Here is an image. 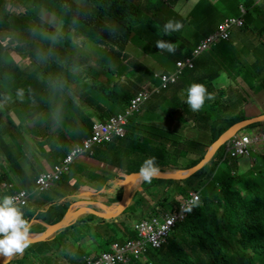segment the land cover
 <instances>
[{
  "label": "trees",
  "instance_id": "1",
  "mask_svg": "<svg viewBox=\"0 0 264 264\" xmlns=\"http://www.w3.org/2000/svg\"><path fill=\"white\" fill-rule=\"evenodd\" d=\"M6 1L0 0V9L2 8L0 10V32L6 28L8 29L10 45L23 58L28 57L29 64L24 69L22 65H19L11 56L7 55L5 48L0 42V63H9V66L4 65L1 69L0 99L4 101L3 96L5 93L8 90L17 88L24 95L34 97L37 100H32L30 104L31 112L35 109L36 112L47 110L52 116L51 120L56 121L62 118L69 120L74 115L92 118L94 117L91 112L92 108L95 110L103 108L99 104L102 101H98L94 94L102 92L109 96L107 88H109L110 84H101L99 87L97 85L93 86L96 90L89 91L86 89L85 93L82 94V99L76 100L73 97L72 92L73 90L76 91L78 81L86 79L87 74H91L93 70H96V67H89L87 65L89 64L88 58L81 55L86 42L92 40L95 36H99L101 39H99L97 52L100 61L111 63V58L117 56L120 61H115L114 64H119L123 68L128 67L126 63H122L121 58L128 62L129 54H127V50L131 49L132 51L135 48L134 44L140 47L143 42H146L148 46L157 49L154 34L158 27L154 25L152 17L147 14L143 15V11H146V13L151 12L155 19L159 21L158 13L163 10L164 4L167 3V0H86V5L83 6L84 4L77 5L73 0H36L34 7L26 8L22 11L23 4L27 0H16L17 7L12 4L8 5ZM170 1L174 3L177 0ZM210 1V3H206L208 0H198L194 5V10L196 9L199 14L206 15L205 25L202 26L205 32L211 30V27L219 20H223L224 15L219 8L221 3L222 7H225V4L235 6L236 8L233 7L232 9L236 12L238 5L243 3L246 7L252 8L255 14L264 13V0L261 4L259 0ZM87 3L93 5L92 11L87 9ZM171 6V4H168L169 8ZM46 11L52 14L48 21L43 20L42 14ZM256 20L257 18H254L253 13H248L245 16V24L241 28L242 33L250 30L251 33L264 36V15L258 16V30L251 26L252 22H256ZM60 21L63 22V25L61 29H58L57 26ZM157 38L173 44L177 43V39H175L173 34ZM130 39L131 41L133 40L132 43ZM256 40H254V43ZM254 43L252 41L244 42L242 44L244 60L231 64L236 77L241 80L244 79L243 81L248 87L247 95L251 90H256L257 84L264 77V41L262 40L261 45ZM223 49L226 51V56L230 58L238 55L234 53L232 42L225 43ZM163 52L168 61L176 63L178 60L191 57L192 50L191 48L185 50V46L180 43L177 45L175 54L167 51ZM258 52L262 54H258ZM204 63L205 59L201 58L196 62V67ZM114 70L117 69L115 68ZM144 70L145 74L150 73L146 69ZM116 73L119 72L117 71ZM194 75H199L197 70L194 71ZM194 75L189 77L188 80L190 82L195 80ZM248 76L250 78L246 82L245 77ZM10 84L13 86L2 89V87ZM25 84H29V86L23 88ZM262 88H264V85H262ZM176 90L178 89H173L172 93L174 94ZM232 92L240 97H245L244 92L239 87H233ZM131 93L118 95L117 98L120 101L127 102L131 95H134ZM164 93L157 96L159 99H156L152 104L153 106L151 105L153 110H149L150 115L157 113L156 111L161 108V104L166 101L165 96L169 92L165 96ZM251 102H254L253 98H251ZM84 106H88V108L85 109ZM113 114V111L107 110L101 116H98L96 112V115L102 118L103 121ZM243 119H245L244 115L226 123L214 122L215 138H218L229 125ZM32 121L36 126H39L41 122L38 119L39 122L35 123L36 118L34 117H32ZM50 126L58 127L60 125L49 121L47 127ZM77 129L80 132L79 139L89 136L87 132L83 133L84 127ZM157 129L161 132V141L151 142L150 136L152 132H145L134 125H130L129 132L125 138H118L112 135L111 137L114 139L96 147L95 153H93L91 158L113 165L118 158H123L126 153L139 155L142 151L135 165L140 167L144 159L159 155L154 152H148L149 143H154V149L159 151L162 148L170 150L171 147L168 144L177 142L176 137L178 135L176 132L167 131L162 125ZM9 131L14 132L7 125H3V127L0 125V148L3 149L4 162H6L4 167L1 164L2 161H0V169H3L0 171V199L19 191L17 187L8 189L1 187L4 182L7 184L11 183L12 174L19 179L22 189H26L29 192H33L35 186L34 178L37 175L31 176L30 172L27 173L25 171L24 150L21 144L8 142L5 139L4 135ZM65 131L69 137L73 133V130L68 127ZM57 132L62 134L61 128ZM62 137L66 138L65 134ZM177 145H179V142ZM56 147L58 149L57 152L62 155L66 154L70 149L69 146L66 148L65 145ZM16 150L18 151L17 153L15 152ZM224 155L225 147H222L218 151L216 159L218 160ZM156 163L160 170L164 168L186 169L196 165L197 160L187 166L180 165V163L169 157L156 158ZM233 163L232 166L236 168V164ZM225 164V169H219L217 164L202 168L184 181L186 184L185 188H178V194L183 196H187L190 191L201 194L202 190L216 174H218L222 187L221 191H217V203L209 195L201 194V202L194 205L185 221L176 227L169 238L168 245L161 250L150 252L153 264H264V169L260 171L258 168V172L253 171V178L233 175L229 180L225 181V175L228 174L227 176H229L232 168L231 165ZM262 165H264V162ZM32 167L30 165V168ZM127 167L125 169L127 174L132 173L133 171L129 166ZM187 180L190 181L188 185ZM156 182L163 188L174 183L173 181L162 180H157ZM120 189L118 198L112 200V202L121 199L123 186ZM163 199L164 201L159 202L158 205L164 210H167L171 202L179 206V203L174 198L167 199V197H164ZM32 202H34L33 198ZM134 204L136 206L140 205L141 198L136 199ZM58 208L48 209L37 220L44 222L48 212L52 211L55 214ZM205 208L209 210H205ZM37 210V208L32 210L29 206L23 208L21 212L23 217L29 222ZM53 220H56L55 217ZM45 222L47 221L45 220ZM47 223L50 225L54 224L52 222ZM38 229H40V225L32 226L30 232L36 233L39 231ZM121 229L131 239L137 237L134 233H128V228L125 226L121 227ZM67 232L68 230L65 229L59 233V236L55 235L45 241L28 245L31 251H35L32 254H28L26 251L22 256L18 254L13 261L17 264H24V261L28 258L27 256H31L34 261H29L28 264H65V254L64 252L60 253V249H62V240L67 239ZM70 261L75 263L76 260L72 258ZM6 264H11V261Z\"/></svg>",
  "mask_w": 264,
  "mask_h": 264
},
{
  "label": "rangeland",
  "instance_id": "2",
  "mask_svg": "<svg viewBox=\"0 0 264 264\" xmlns=\"http://www.w3.org/2000/svg\"><path fill=\"white\" fill-rule=\"evenodd\" d=\"M76 0H74L75 2ZM88 1V0H87ZM222 0H220L221 2ZM231 1V0H228ZM260 4L263 0H259ZM198 2V0H177L174 3H171L170 0H167V3L164 4L163 10H160L158 13V19L157 21L155 17L151 14V12L146 13V11H143V15H148L149 17L153 18L154 25L158 28L157 31L154 34V40L157 41V37H164V34L162 33V27L163 25L169 21H179L182 24V27L180 31L178 32H172L170 34L175 35V39H177V43L175 45H179L180 43L185 46V50L187 48H191L194 44L196 45V49L199 50L198 52V58H204L205 63L202 65L203 68L207 69L206 66V59L210 58L216 51L218 50V46L215 43V41H209L210 45L208 47H203L204 42L208 40L207 31L205 32V29L202 28V26L205 25L206 21V15L199 14V12L195 9L194 5ZM211 1L208 0L206 3H210ZM78 5L84 4V0H77ZM168 4H171L172 6L169 8ZM36 5V0H27L25 4H23L22 11H24L26 8H32ZM84 4L83 6H85ZM221 5V6H220ZM219 5V8L222 10V14L225 16V20H231L232 15L238 16L240 15L239 10L233 11V7L225 4V7H222V3ZM93 5L87 3V9L92 11ZM236 8V7H235ZM234 8V9H235ZM2 9V8H1ZM0 9V10H1ZM253 16L257 18L256 22L252 23V28L258 30V16L264 15L263 14H255L254 12ZM43 20L48 21L52 14L48 11L44 12L43 14ZM186 15V16H185ZM185 16V17H184ZM186 19L189 23L185 20ZM262 24V23H261ZM63 25V22L60 21L57 28L61 29V26ZM212 29V27H211ZM60 32V31H59ZM240 35V41H237V39H233V45L236 47L234 51L235 55H237L239 52L242 51L243 43L252 41L254 43V40L258 37V39L255 41V43L258 45H261L262 40L264 41V36L258 35L257 33H251L250 31L242 33L241 31H238ZM264 33V31H263ZM9 31L8 29H4L3 32H0V42L2 46L5 48V52L7 55L11 56L12 59L15 61H20L19 65H22L24 69L27 67L26 65L29 64V58L28 57H22L19 56L12 46L10 45L9 41ZM207 36V37H206ZM132 37V36H131ZM200 37V38H199ZM263 37V39H261ZM99 37H95L92 40H88L86 44L83 47V51L81 52L82 56H85L89 60V64H87L89 67H96V70H93V73L87 74L86 79H82L78 81L76 87V91L73 90L72 94L74 99H82V94L85 93V90L88 89L96 90L93 86H98L101 84L109 85V88L107 90L109 91V96H106L102 92H98L94 94L95 98H97L99 104L103 107L101 110H95L94 108L91 109V112L93 113L92 118L88 117H77L76 115L72 116L69 120L67 118L61 119V120H51L52 116L49 114L47 110L36 112V109L31 112L30 110V104L32 100H36L34 97H29L26 95H23L22 92H20L17 88L14 90H8L5 95L3 96L4 101L0 99V125L3 127V125H9L8 128L13 129L14 132H7L6 135H4L5 139L8 142H14L19 143L22 145V148L24 150V168L27 173L30 172L31 176L34 174H37L34 178V183L36 184L37 180L45 174L47 171H44L43 166L47 165V160L40 161V156L38 150H42V146L45 145L47 142H49V139L47 138L51 133L56 135L59 138H62L58 141L60 145L69 146V151L66 153V156H59L54 161H52L53 168L55 167H64V172L62 177L65 175H68L70 172L73 173V171L76 170L80 171L81 177L87 178L90 182H93L98 179V172L99 178L104 181H112L116 180L119 176L124 175L126 173L125 169L129 168L134 172H138L139 166H135L137 163V158L139 155L142 154V151L139 153V155H131V154H124L123 158H118L115 164L109 165L107 167H101L102 164H105L103 161H97L96 159H92L91 156L93 155L94 150L98 145L94 142L89 144L90 152L86 155L87 159H82L80 162L79 160L82 158L84 154L83 144L86 141V138L89 136L96 135L98 132H100V125L103 122L102 118H99V114L101 115L104 111L110 110L113 111L114 114L120 113L124 110L125 104L120 101V99H116L115 91H118L120 87L123 85L122 81L125 79L127 82L124 85L126 88H128V91H138L140 88L134 87V84H137V81L141 79L145 75L146 69L148 72H153L157 74H161L164 71H175L179 70L178 63H174L172 61H168L165 55L163 54V51L154 49L153 47H150L147 45L146 42H143L142 46H138L134 44V49L131 51V49L127 50V53L129 54L128 62L124 61L123 58H121V61L123 64H127L128 67L123 68L119 64H114L115 61L119 62L120 59L117 56H113L110 60L111 63H106L100 61L98 58V52L97 47L99 44ZM130 42L132 43L133 40ZM254 43V44H255ZM133 45V44H132ZM214 52V53H213ZM258 54H262L261 52H258ZM15 56V57H13ZM23 59H21V58ZM225 57L220 56V59L223 60ZM243 59V58H242ZM228 63H232V60H227ZM117 69L114 70L115 68ZM228 67H230V73L226 70L230 76L235 77L236 73L234 72V69L231 67V64H228ZM86 69V68H85ZM119 73H116V72ZM1 72V71H0ZM198 74L202 75L203 71L198 70ZM125 77V78H123ZM242 78V77H241ZM250 76L245 77V80H249ZM144 79V78H143ZM243 79V78H242ZM244 80V79H243ZM131 81V82H130ZM196 82H203L207 81L209 83H212L213 80L209 79L205 75L199 76L195 78ZM94 83V84H93ZM124 83V82H123ZM192 83V81H191ZM234 83H238L240 86L245 87L244 84L237 80ZM122 84V85H121ZM115 85V88L112 86ZM144 85V84H143ZM175 85H179L178 83ZM174 85V86H175ZM258 87L256 90H251L249 94L247 95L248 99L251 100L253 98L257 102L254 104H260L264 103V88H262V85H264V77L261 78V81L257 84ZM13 85H7L5 87H2V89H5L7 87H10ZM29 84H25L23 88L28 87ZM180 86V85H179ZM214 88L220 86L221 88H228L229 86H233L231 81H228L225 83L223 81L221 83L213 82ZM1 88V86H0ZM176 89H178L177 86H175ZM247 91V88H246ZM169 92V93H168ZM168 92L164 93L165 100L161 104V108L156 111L157 113L150 115V112L147 111L153 110L152 104L156 101V99H159L157 97L153 98L149 103L145 105L143 108V111L141 113H138L135 115L131 121L133 124H136V128L145 131V132H152V135L150 136L151 142H160L161 141V132L157 129L160 125L164 129H172L174 132L177 133L178 137H176L177 142H173L168 144L171 148L170 150H167L166 148H162L159 151L154 149V143H149V153L154 152L156 154V158L163 159V158H170L174 161L180 163V165L187 166L189 165L193 160V157L195 156L197 152L196 144L200 142L201 140L205 139V143L209 144L211 132L209 130L204 131L203 129H199V132L195 135V137H189L185 133V126L186 123L182 122V115L179 112L180 106L182 105V98L183 96L179 94L181 92L180 89L176 90L175 93H172V89H170ZM138 96L134 97L133 100H135ZM185 97V96H184ZM10 98V99H7ZM133 100H129V104L131 105ZM37 101V100H36ZM152 105V106H151ZM255 105V110L258 111V107ZM85 109L88 108V106H84ZM176 111H171V110ZM147 111V112H145ZM96 112L98 116L96 115ZM252 112H248V116L251 115ZM150 115V116H149ZM26 117V118H25ZM32 117L36 118L35 123H38V119L41 120L39 126H36L34 122L32 121ZM7 121H10L7 122ZM51 121L52 123H57L60 125L59 128L62 130V134L56 132L58 127L53 128L50 126L47 127V124ZM261 123L264 124V118L262 120L259 119ZM29 127V128H28ZM67 127L71 130H73V133L69 137L66 134ZM84 127L83 133H88L89 136H84L82 138H78L80 135V132L77 128ZM261 125L258 124V128H260ZM212 125L208 127V129L211 130ZM32 129V130H30ZM264 129V128H263ZM262 129V130H263ZM175 133V134H176ZM24 134V135H22ZM63 134H65L66 138H63ZM173 134V133H172ZM183 140H182V138ZM78 138V139H77ZM183 142L184 144H179V142ZM55 143V142H52ZM53 145V144H52ZM152 148V149H151ZM262 147L261 149H263ZM44 150V149H43ZM18 152L17 150L15 151ZM43 156V154H40ZM4 155H3V149L0 148V161H2V165L5 167L6 162H4ZM79 162V163H78ZM236 162V168H234L232 165L233 170L237 171L238 176H242L244 178L250 177L253 178V171L258 172V168L260 171L264 169V165H262L263 156L256 157V161L252 162L249 159H244L243 157H240L238 161ZM30 165L33 167L30 168ZM222 168H226V164H222ZM34 169V170H31ZM3 169H0L2 171ZM250 173V174H249ZM225 175L226 179L225 181L229 180L231 178V174L227 176ZM15 181H18L19 185L16 187H22L20 185L19 179L12 174ZM190 183L189 180H187V185ZM224 183V181H222ZM212 185V182H209L207 189L203 190L201 194L203 195H209L213 196L217 193V190H213L210 188ZM185 188L186 184L185 182L177 184L173 183L170 185V189L167 191L168 199L169 197L176 198L178 194V188ZM142 188L144 189V194L141 196V204L140 205H131L127 209L126 217H118L116 219H112L111 222L114 224L119 225V231L120 233V240L124 237V231H121V227L125 226L128 228V230L132 231V225L137 220H140L143 216V213L150 209L153 205H158L159 197H165V192L163 191L161 186L153 179L151 183L144 182L142 185ZM54 190H50L43 193H38V197L40 198H52L53 195L57 192L55 188ZM121 189H119L120 193ZM221 191V190H219ZM118 196L115 197L117 199ZM162 201V200H160ZM151 205V206H150ZM152 209V208H151ZM205 210H209L205 208ZM94 216V215H92ZM126 220V221H125ZM116 221V222H115ZM105 226L99 225L97 226V231L99 229H102ZM97 238L99 239V243L102 241L101 235H98ZM65 241L62 240V249H60V253L64 252L66 262L67 264H71L70 260L74 258L75 253H78L81 251L80 248H76L75 246L71 249L66 247L65 249ZM30 245V244H28ZM67 250V251H66ZM27 251L28 254H32L35 250L31 251L30 246H27L22 254L20 253V256L24 255V253ZM27 260L24 261V264H28V262H33L34 258L31 256H27ZM11 264H17L15 261H11ZM36 264V263H35Z\"/></svg>",
  "mask_w": 264,
  "mask_h": 264
},
{
  "label": "clouds",
  "instance_id": "3",
  "mask_svg": "<svg viewBox=\"0 0 264 264\" xmlns=\"http://www.w3.org/2000/svg\"><path fill=\"white\" fill-rule=\"evenodd\" d=\"M215 1L217 2V0H215ZM86 2L87 1L84 0V4H86ZM6 3L8 5L12 4L14 7H17L16 0H7ZM75 3L77 4V0L75 1ZM241 5H243V7L245 9L244 12L242 11V9L240 7ZM237 10H239L240 15H238V16L232 15V18H241L243 20V22L241 24L234 23L231 26V28L229 30V36L227 37V39L224 40L220 37L217 40H214L218 46V50L214 51L215 53L213 52L214 54L210 58L206 59L207 69L203 68L202 65L196 67V62L199 60V58H198V56L193 58L194 51L196 50V45L194 44L191 47V50H192L191 57H187V58H193V64L194 65L192 67H188L187 64H185V68L179 69L178 71L172 70V71H164L161 74H157V73H153V72H151L149 74H145L143 77H141V79L139 81H137V84H134V87L140 88L137 92L136 91H133V92L128 91V88H126L124 86L127 82L125 79H127V78L123 77V78H125L122 81L123 85L121 84L122 86L120 87V89L115 92L116 99H118L117 98L118 95H123L124 93L132 92L131 94H134V95H131V97L128 99L127 102L121 100L125 104V108L122 112L116 113V114H113V115L107 117L101 123V124L107 123L113 117H118L120 115L125 116V121L122 124L123 134L122 135H115V137H118V138H125V136L129 132L130 125H134L135 127L138 126L136 124H133L131 119L135 115H137L138 113H141L143 111V108L145 107V105L147 103H149L153 98L160 96L161 94H163L166 91H169L170 89H172V91H173V89H176L175 86H177L178 89L181 90V92L179 94H181L183 96L182 105L180 106L179 112L182 115V122L186 123L185 133L189 137H195V135L199 132V129H201L200 123L197 121V118H199L201 115H208L209 119L211 120V122L209 124L212 125L211 130H209L211 132V136L209 137L210 138L209 144L205 143V139L201 140L200 142H198L196 144V148H197V152L195 154V160H197L196 165H193V166L186 168V169H165V170H162V171H167L166 173H168V172L170 173V172H174V171H178V170L179 171L180 170H188L192 167L197 166L201 161H204L206 159H207V163L205 164L204 167L217 164L218 168L221 169L223 163H227L229 165H232V163L234 162L236 164L235 161H238V159L240 157H243L244 159H249L252 162L256 161L257 155H258V157H261V156L264 157V148L261 149L262 147H264V141H262L260 143H254V140H256V139L258 140V138L262 134L261 132L264 131V129H263L264 124L259 121V119L262 120V115L258 114V116H248L246 114V105L251 102V100L248 99L247 94H246L248 91V87H247L246 83L243 80H242L243 81L242 82L239 77L235 78L236 79L235 81L239 80L244 84L245 87L240 86L238 83H234V86L239 87L244 92L245 97L244 96L240 97L236 94L229 95L226 91V88H221L220 86L214 88V86H213V82L217 83V81H218V83H220V81H221V83H222L224 81V78L228 74L226 71H230V69H229L230 67H228V64H232L233 62H239V61L244 60V56H243L242 51L239 52L236 57L235 56L231 57V60L235 57L232 60V63L224 62L225 58L223 60L220 59L221 51L224 50L223 49L224 44L228 43V42L229 43L232 42V44H233L232 40L234 39V36L236 33H237V38H235V39H237V41H240V37H239L240 35H239L238 31L242 32L241 28L245 24V16L248 13L253 12L252 8L246 7L245 4H243V3L238 5ZM224 17L222 18L223 19L222 21L219 20L216 24H214L212 26V29L207 31V34H205V35H207L208 37L213 36L216 33L217 28L221 24L224 23V21H225ZM254 18H255V16H254ZM183 20L186 21V19H184V18H183ZM254 22L255 21H253L252 23H254ZM187 24H188V22H187ZM181 27H182V24L179 21L169 20L163 25L162 33L163 34H170L172 32H178V31H180ZM95 37H99V36H95ZM94 38H92V39H94ZM156 48L160 51H167L168 53H172V54H175V52L177 50V46L175 44H173L171 42L164 41L162 39L156 41ZM235 48L236 47L234 46V49ZM17 54L19 56H21L19 53H17ZM13 57H15V56H13ZM98 58H99V56H98ZM187 58H185L183 60H178L176 63H179L180 61L185 62V60ZM16 62L20 64L19 60ZM4 65L9 66V63H2V64L0 63V71ZM195 70H197V71L202 70L203 71L202 75H205L209 79H212L213 82L212 83H209L207 81L196 82L195 80H193L191 83L188 79L191 75H194ZM224 70H226V71H224ZM202 75H200V74L197 76L194 75V77L197 78V77L202 76ZM1 77L2 76H1V72H0V78ZM163 77H166L169 79V81L167 82V85L165 87H163V83H162ZM188 82H189V84H187ZM177 83L180 86L175 85ZM114 86L115 85H113L112 87L114 88ZM154 88H158L159 92H155L150 97V99L145 101L143 104H140L136 109L133 108V102L131 105L129 104V100H133L134 97L138 96V94L140 92L145 91V90L151 91ZM246 88H247V91H246ZM7 99H10V98H7ZM237 99H239V101ZM147 111H149V109ZM147 111H145V112H147ZM171 111H176V110L174 109ZM230 114L234 118L244 115L245 119L235 121V123L229 125L227 127V129L219 135L218 138H214L213 137V130H212L214 124L216 122L225 123L224 119L226 117H228ZM257 117H258L257 121H255V122L251 123L250 125L236 131V133L232 134L230 136V138L228 140H226L224 143L217 145L218 144L217 142L220 140L222 135L229 128H231L235 124L240 123L242 121L251 120V119L253 120ZM7 122L10 123V121H7ZM258 124L261 125L260 128H258ZM7 126H9V125H7ZM59 127L60 126H58V129H59ZM53 128H55V127H53ZM30 130H32V129H30ZM22 135H24V134H22ZM50 136L51 135H49L47 138L49 139ZM234 137H247V138L251 139V143H250V147H249V149H250L249 155H247V156L243 155V156H236L235 157L229 153V149L231 148L230 142L232 141V139ZM113 139L114 138H112V137L109 140L98 139V137H96V135L87 137L86 141L82 147L84 149V154H83L82 158L87 157L86 155L90 152L89 144H91L92 142L96 143L99 146V145L103 144L104 142H110ZM182 140H183V138H182ZM179 144L182 145L184 143L181 141ZM214 147H215V150H214V152H212ZM222 147H225V155L222 158L217 160L216 155ZM63 156H66V154ZM195 160H193V161H195ZM105 165L109 166L106 163H105ZM51 169H53V165L51 167H49V169L46 171H50ZM132 173H134V172H132ZM126 174H127V172L124 173V175H126ZM229 174H231L230 176H233V175L237 176L238 175L237 171L232 170V168H231V172ZM124 175H122V176H124ZM135 175L143 180L142 183L138 182L136 184V185L140 184L141 186L143 185L144 182L151 183L153 181V179L155 181L161 180V179L156 178L160 175V168L156 163V157H148V158L144 159L143 162L141 163L140 167H139L138 172H136ZM122 176H119L117 179L118 180L121 179ZM62 179H63V177H61L59 180L55 181L48 188H44V189H39L37 184H35L33 192H29L26 189H19V191H17V192L24 190L28 193L27 204L24 206H16V204L14 202V198L12 197V195L17 193V192L11 194L10 196H4L2 199H0V255H1L0 261L2 262V264H6L7 262H10L14 259V257L16 255H18V254L20 255V253L22 254L24 249L29 244L28 238L35 236V234L42 233V232H39V233L30 232V224H29L28 220H26L23 217V213L21 212V210L25 207L30 206V202L36 193H43V192L49 191L56 183L60 182ZM113 181H115V180L107 181V183L105 185L109 188L117 185L120 189V187L122 185L118 184V182L117 183H111ZM162 181H172V180H162ZM184 181L185 180L173 181V182L180 184V183H183ZM214 181H215V183H214ZM209 182H212V185L210 188H212L213 190L219 191L222 189V187L220 185L221 181L218 179V174H216ZM208 184H207V186H208ZM207 186L203 190H206ZM1 187L4 189H8V188H12L13 186L10 184H6V185L2 184ZM161 188L163 191H166L164 193L165 197L166 196L168 197L167 191L170 189V186H167L165 188H163L161 186ZM122 190L124 191V186H123ZM177 190L179 191V189H177ZM123 191H122V193H123ZM143 193H145V192L143 191ZM191 194H196L199 199L198 198L193 199L191 201L192 206L190 205L188 208L185 207L186 213H185L184 219L182 221H180L174 227L172 233L169 235V237L167 239V243L163 247L168 245L169 238L174 233L176 227L185 221L186 217L188 216V213L192 211V207L194 205L198 204V202H201L202 195L197 193V192H194V191H190L187 196L177 194L176 198H174V199H175V201H177L179 203V206H177L174 202H171L170 206L167 208V210H164L159 205H153L150 207L149 210H147L143 213L144 217H142V218H145L146 216H156L159 214L161 215L163 213H171V212L178 213L181 210L183 203L185 201H188V199L193 198L191 196ZM139 198H141V196ZM163 198L164 197H159L158 201L159 202L164 201ZM169 198H172V197H169ZM211 198L215 203H217V199H218L217 193L215 195H213ZM160 200H162V201H160ZM115 203L116 202H114V204ZM132 205H135V204L133 203ZM75 206H77V205H75ZM55 225H57V224L49 225V228H47V229H50V227L55 226ZM127 232L128 233H134L133 231H130V230H128ZM124 236H127V235L124 234ZM129 238L130 237H128V239ZM120 243H123V242H120ZM111 246H110V248H111ZM65 248H66V246H65ZM77 248H80L81 251H79L78 253H75L74 258L76 261H75V263H72L70 261L71 264H89L88 263L89 260H92V259L97 260L103 253L108 252L110 250V248L108 250H103V251H101V253L99 255L92 257L89 254H87L81 247H77ZM161 249H159V250H161ZM150 252H151V250L148 252V254L146 256V258H147L146 261L144 259H135L132 257L130 264H153V262L151 261ZM67 263L68 262H66L65 264H67Z\"/></svg>",
  "mask_w": 264,
  "mask_h": 264
},
{
  "label": "crops",
  "instance_id": "4",
  "mask_svg": "<svg viewBox=\"0 0 264 264\" xmlns=\"http://www.w3.org/2000/svg\"><path fill=\"white\" fill-rule=\"evenodd\" d=\"M234 38H237V33L235 34ZM221 55L225 57L224 62H228L227 60L231 59L229 56H226L225 50L221 51ZM235 77L227 74L224 78L225 83L231 81L233 85L229 86L226 89L229 95H234V93L232 92V88L235 87ZM237 100L239 101V99ZM255 102L257 101L254 100V102H250L246 105L247 115L249 111L252 112L250 116H258V114H264V103L262 102L257 106V104H254ZM255 105L258 107V111L255 110ZM232 119H234V117L230 114L224 119V122H229ZM197 121L200 123L201 129H203L204 131L210 130L208 129V127L210 126L209 123L211 122V120L209 119L208 115H201L199 118H197ZM212 130L213 137L215 138V124ZM167 131L173 130L169 128L167 129ZM50 135L51 136L49 137V142L42 146V150H38L40 161L48 159L47 165L43 166L42 168L44 169V171L48 170L49 167L53 165L52 161H54L57 157L63 156L61 153L57 152L58 149L56 147L63 146L58 143L61 138L57 137L54 134ZM40 154H43V156H41ZM82 159H87V157ZM82 159H80L79 162ZM192 160H195V156ZM76 167L73 173L70 172L68 175H65L60 182L56 183L50 189L54 190L53 188H55L57 190L52 198H40L38 197V193L33 196L34 202H32L31 200L30 207L32 210L36 208L38 210L30 219L29 224L30 229L32 228V226L40 225V229H38L39 231L36 232L39 233L49 228L50 224L47 222L58 224L64 216H68L66 227L63 229L68 230V236L65 242V246H69L70 249L74 246L75 249L77 247H81L87 254L93 257L99 255L103 250H108L114 242H124L128 239V236H124L122 240H120L121 232L119 231V225L112 223L111 220L121 216L126 217V214L128 213L127 209L134 203L136 199H139L140 195L144 194V189L140 184L135 185L132 192L133 197L131 204L123 212L119 213L116 207L118 201H116L115 204L114 202H112V200H114L115 197L119 195V187L117 185L111 188L107 187L105 185L107 182L99 178V174L101 171L98 172V179L90 182L87 178L79 176L80 171H77ZM101 167L107 166L105 164H102ZM165 169L168 168H164L163 170ZM5 183L6 182H4L3 184L6 185L7 183ZM9 184L13 187L19 185L18 181H15L13 176H11V183ZM17 189H22V187H17ZM53 207L59 208L55 211V214L52 211L48 212L45 219L47 222H45L44 219V222L37 220L48 209ZM105 215H108L110 217H105ZM54 217L56 219L55 221L53 220ZM103 224H105V226L97 231V226ZM61 231L55 233L54 235H51L47 239H50L55 235L59 236V233ZM98 235H101L102 237L101 243L98 242Z\"/></svg>",
  "mask_w": 264,
  "mask_h": 264
},
{
  "label": "built area",
  "instance_id": "5",
  "mask_svg": "<svg viewBox=\"0 0 264 264\" xmlns=\"http://www.w3.org/2000/svg\"><path fill=\"white\" fill-rule=\"evenodd\" d=\"M242 11L245 9L243 5L240 6ZM243 20L241 18H232L231 20H225L221 24L216 33L213 36H209L208 40L204 42L203 47L210 45L209 41L217 40L218 38L227 39L229 36V30L234 23L241 24ZM200 50V48H199ZM198 49L194 51V57L198 56ZM193 58H187L185 62H179V68H185V64L188 67H192ZM168 78L163 77V87L167 85ZM159 92L158 88L153 90H145L138 94V97L133 100V108L136 109L140 104L150 99L155 93ZM125 121V116L120 115L118 117L111 118L107 123L100 125V132L96 134L98 139L109 140L112 135H122V124ZM258 138L254 140V143H260L264 141V131ZM251 139L247 137H234L230 142L229 153L232 156H247L250 153ZM64 172V167H55L50 171L43 174L36 182L39 189L48 188L55 181L59 180ZM193 198L185 201L178 213H163L156 216H146L132 225V231L137 236L135 239H127L123 243L114 242L108 252L103 253L97 260H89V264H130L131 258L147 260L146 256L148 252L161 249L166 243L169 235L172 233L174 227L184 219L185 207L188 208L191 205L193 199H197L196 194H191ZM16 206H24L27 204L28 193L24 190L12 195ZM199 199V198H198ZM192 206V205H191Z\"/></svg>",
  "mask_w": 264,
  "mask_h": 264
},
{
  "label": "water",
  "instance_id": "6",
  "mask_svg": "<svg viewBox=\"0 0 264 264\" xmlns=\"http://www.w3.org/2000/svg\"><path fill=\"white\" fill-rule=\"evenodd\" d=\"M262 118H264V115H262ZM251 120H245V121H242L240 123L235 124L234 126L229 128L222 135V137L228 133L230 135L236 133V131L250 125L251 123H253L255 121H257L258 117H257V119H253V121H251ZM206 163H207V159L204 161H201L197 166L192 167L188 170H180V171L178 170V171H174V172H170V173L169 172L166 173L167 171L160 170V175L156 178L161 179V180H172V181L186 180V179L190 178L192 175L196 174L199 170H201L205 166ZM142 181L143 180L141 178L137 177L135 175V173H130V174H126V175L122 176L121 179H119V180L117 179V180L111 182V183H117L118 182V184H121L122 186H124V191L122 193L121 200L116 205L119 213L123 212L131 204L132 197H133V194H132L133 189L138 182L142 183ZM105 217H110V216L105 215ZM67 220H68V216H64L63 219L57 225L50 227V229H46L42 233L35 234V236H33L31 238H28L29 244L44 241L48 237H50L51 235H54L55 233L63 230L66 227ZM0 258H1V255H0ZM0 264H2L1 261H0Z\"/></svg>",
  "mask_w": 264,
  "mask_h": 264
},
{
  "label": "bare ground",
  "instance_id": "7",
  "mask_svg": "<svg viewBox=\"0 0 264 264\" xmlns=\"http://www.w3.org/2000/svg\"><path fill=\"white\" fill-rule=\"evenodd\" d=\"M255 119H257V118H255ZM251 121H253V120H251ZM230 134L228 133V134H226L225 136H223L221 139H220V141L218 142V144L217 145H220V144H222V143H224L226 140H228L229 138H230ZM214 150H215V147H214V149L212 150V152H214ZM129 183V182H128Z\"/></svg>",
  "mask_w": 264,
  "mask_h": 264
}]
</instances>
